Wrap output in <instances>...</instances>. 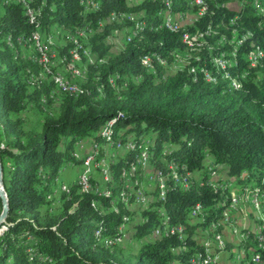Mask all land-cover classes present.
Segmentation results:
<instances>
[{"label": "trees", "instance_id": "obj_1", "mask_svg": "<svg viewBox=\"0 0 264 264\" xmlns=\"http://www.w3.org/2000/svg\"><path fill=\"white\" fill-rule=\"evenodd\" d=\"M44 1L35 27L22 7L0 0V162L8 200L0 264H191V258L202 264L207 256L213 258L219 253L214 237L226 236L219 220L231 205L227 190L215 189L214 182L229 183L231 190L239 187L238 196L250 192L264 198V0L257 5L254 0H211L207 11L177 34L160 29L163 6L155 0H95L100 7L95 11L85 9L81 0ZM171 2L173 12L197 16L193 0ZM112 13H141L147 26L133 41L123 40L117 54L111 53L108 38L112 30L131 23H111ZM187 30L200 40L197 52L188 51L181 41ZM35 31L46 41L63 32L68 41L56 51L58 60L66 57L62 63L71 61V37L83 32V38L76 36L81 46L75 65L81 71L78 92L63 91L39 65L30 39ZM253 51L261 52L262 59L250 61ZM183 57L180 69L168 73L169 65ZM146 59L151 68L144 65ZM215 59L230 66L213 67ZM62 63L55 71L74 81ZM203 67L211 82L199 72ZM29 110L39 114L37 126L27 124L23 114ZM105 129L108 134L102 137ZM86 137L93 144L111 141L114 148L118 143L134 145L133 151L109 163L110 182L103 176L101 181L99 169L91 173L92 183L109 193L106 197L93 190L81 193L78 175L86 155L78 157L76 149ZM141 153L147 154L149 170L138 164ZM76 164V177L62 182L63 168ZM132 166L137 169L133 179L140 184L126 188L121 174L131 173ZM217 167L227 173L224 182H212ZM187 171L198 175H190V184L184 186L181 176ZM149 173L164 181L144 192L147 204L141 201L133 211L134 190L145 191ZM62 185L67 186L63 191ZM196 206L201 209L194 219L189 214ZM129 225L130 236L141 243L134 251H125L126 237L120 245L116 241L123 236L121 227ZM166 227L182 232L154 237ZM199 231L210 234V245L199 243ZM224 243V252L233 258L234 245L227 239ZM249 243L264 258V245L247 241L238 244V250L246 249V261L251 262Z\"/></svg>", "mask_w": 264, "mask_h": 264}, {"label": "bare ground", "instance_id": "obj_2", "mask_svg": "<svg viewBox=\"0 0 264 264\" xmlns=\"http://www.w3.org/2000/svg\"><path fill=\"white\" fill-rule=\"evenodd\" d=\"M6 1V0H5ZM155 1H159L161 3V5L163 6V10L161 11V15H162V22H161V25H160V29L163 28L165 30H167L168 32L172 33V34H177L179 33L185 25H188V24H191L192 21H196L197 17H201L208 9V4L211 0H200V10L202 12L199 11V5L197 3L196 0H193V4L195 7H197V10H198V13H197V16L194 17V16H191V15H186V14H183V13H175L171 10V6H172V2L171 0H155ZM37 2H40V5H38V7H36L37 5ZM90 2H94V3H90ZM257 2L258 0H254V4L257 5ZM45 1L44 0H7V4H16V5H19L20 7L23 8V11L25 12H29V15H30V22H28L30 25H34L35 27L38 25V17L40 16V13L42 11V8L45 6L44 5ZM81 5H84L85 6V9L89 10V9H92V10H98V4L95 2V0H81ZM100 5V4H99ZM83 11V10H82ZM98 12V11H97ZM83 13V12H82ZM95 13V12H94ZM85 14V13H84ZM128 14V13H127ZM120 14V15H116L114 13L110 14L109 17H108V20H110V22H120L123 24V22H127L129 21L131 24L129 27H125L121 30V32L123 33V40H125L126 43H129L131 41H133V38H136L138 36V34L140 32L143 31V28L144 26H146V23L145 21H143V15L141 13L139 14ZM106 17V18H107ZM104 21V19H103ZM102 21V22H103ZM102 22H99L98 26L99 28L103 29L102 27H104V23ZM109 23V21H108ZM128 23V22H127ZM42 25V24H41ZM115 25V24H114ZM91 26V25H90ZM94 26V25H93ZM92 26V27H93ZM109 26V25H108ZM124 26V25H123ZM147 27V26H146ZM90 28V27H89ZM121 28V27H120ZM40 29V28H39ZM95 29V27L93 28V30ZM145 29V28H144ZM38 30V29H37ZM60 30V29H59ZM84 30V29H83ZM86 30V29H85ZM145 31V30H144ZM62 32V31H61ZM77 32V31H76ZM94 32V31H93ZM115 32H119V31H115ZM120 32V33H121ZM41 33V32H40ZM39 33V31H35L32 33V36H31V42L33 44V46L35 47V49L37 50V53L39 54L37 56L38 58V63L39 65L42 66V68L44 69L45 73L47 75H52L53 77V80H56L59 82L60 86H61V79L62 77L60 76L59 72L55 71L54 70V66L53 64H50V61L49 60H43V55L42 53H46L47 55L50 56V58L53 59L54 61V65H55V68L62 62H66V57H62V58H59V60L57 59V52L53 51V49L51 50V47H52V44L51 41L52 40V35L48 36L47 37V41L43 39L42 35ZM63 33V32H62ZM61 33V34H62ZM88 33V32H87ZM95 33V32H94ZM59 34L58 36H61V34L59 32H56V35ZM69 35V34H68ZM76 36H78L79 38H83L84 35H83V32L80 31V32H77L75 33ZM126 35V36H124ZM140 35V34H139ZM55 36V35H53ZM76 36H72L71 39H70V36L68 37L70 39L71 42L74 43V49L71 50L69 52L70 56H71V61H70V67H72L70 70L72 69H75V65L77 64V61H78V58H79V55L80 53L77 54V51L80 50L81 46L79 45V43L77 42V38ZM90 36V35H89ZM195 36V35H194ZM193 34L192 36H190L188 33H184L182 34V37H181V41L182 43L184 44V46L188 49V51H190L191 53L194 52L196 49L198 48H201V43H200V40H199V43H198V40L197 38H192L194 37ZM57 37V36H56ZM196 37V36H195ZM245 37V36H244ZM46 39V38H45ZM87 39V38H86ZM246 38H243L242 41H244ZM238 40V39H237ZM68 41V40H67ZM87 41V40H86ZM234 43V42H233ZM237 43V42H236ZM71 44V43H70ZM81 44V43H80ZM241 44V42H240ZM239 42L238 44L235 46V47H239L240 46ZM66 45V44H65ZM203 46V45H202ZM50 47V49H49ZM255 50V49H254ZM200 51V50H199ZM234 51V49H233ZM81 52V51H80ZM197 52V50H196ZM83 53V52H82ZM68 54V55H69ZM86 56H89L90 54H88L86 51H84V53ZM233 54V53H232ZM250 54V53H249ZM262 53L259 52V51H253L251 54H250V57H249V60L250 61H256L257 59L261 58L262 59ZM249 56V55H248ZM234 58V57H233ZM69 59V58H68ZM148 59V58H147ZM145 60L144 61V65L147 67V68H151V62L149 60ZM185 59V57H184ZM198 60V57L196 58ZM157 62L162 64V60H160L159 58H156ZM37 61V60H36ZM69 61V60H67ZM186 61V59H185ZM184 61V62H185ZM235 61V60H234ZM259 61V60H258ZM56 62V63H55ZM79 62V61H78ZM231 62V61H230ZM257 63V62H256ZM255 63V64H256ZM164 64V63H163ZM228 65L224 59H215L213 60V67H219L220 69H224L225 66ZM230 66V64L228 65V67ZM54 70V71H53ZM78 71V69H76ZM75 70V71H76ZM68 71V70H67ZM74 71V70H73ZM194 71V70H192ZM79 72V71H78ZM199 72L203 75V77L205 78V81L206 82H211L212 81V76L211 74L209 73V71L206 69V67L204 68H201L199 70ZM194 73V72H193ZM45 74V76H46ZM64 76V75H63ZM69 76V75H68ZM72 76V75H71ZM75 77V76H74ZM227 77V76H226ZM46 78V77H45ZM64 79V78H63ZM55 82V81H54ZM57 83V82H56ZM64 84H67L64 82ZM73 85V84H72ZM232 88L235 89L236 86L234 84H232ZM63 91L65 92H71V93H76L78 92V87L77 86H68L65 85L63 86ZM110 126V123L107 125V128ZM108 134V131L105 129L102 133H101V136L102 137H105L107 136ZM134 150V145L132 143H128L124 146V151H133ZM139 162L138 164H141L143 166V164L147 163V154L146 153H141V156L139 158ZM92 160V159H91ZM87 164V163H86ZM136 165V164H135ZM140 168V167H139ZM136 169V166L133 170H131V173H133V171H135ZM82 175V174H81ZM125 175V174H124ZM86 176L87 174H85L83 176V178L79 181H78V184L81 185V187L86 184ZM177 176V175H176ZM181 176V175H180ZM110 177V176H109ZM169 177V176H168ZM157 181V183L159 185H162L164 179L159 175L157 174L155 177H154ZM181 178H183V185L184 186H187L188 183H189V179H190V175H185L184 177L181 176ZM192 178V176H191ZM179 181V178H177L175 180V183L178 184ZM190 184V183H189ZM231 185L228 184H225L224 187L221 186L222 190H229L231 189V187H229ZM94 187V186H93ZM229 187V189H228ZM93 190V192L95 193H99V194H105L103 196H108L109 193L107 191H103L102 188H100V192H97V189L95 188H92L91 186H87V189L84 190V192H89ZM92 192V193H93ZM163 194V192H162ZM253 195V196H252ZM249 199H247L246 197L244 196H236L234 194V191L231 190V192L229 193V197H230V200L231 201V205H230V208L229 210H234L235 207H237L238 203L239 202H246L248 203L251 208L254 210V213L257 215V219L259 220V224H260V227L258 228V230H250V229H247V231H242L239 226L242 225V223H246L244 221V219L240 218L238 220H242V221H239L238 223V238H239V243L240 244H243L245 242H253V243H256L258 245V247H263L264 244H261V239L264 240V198H261V196H258L256 194H252ZM162 197V195H161ZM163 197H164V194H163ZM238 199V200H236ZM142 202L143 203H146L148 202V200H145V199H142ZM147 204V203H146ZM196 209V213L197 215L200 213V207L199 206H196L195 207ZM257 221V220H256ZM255 221V222H256ZM258 223V222H257ZM223 226L225 227V229H227L226 227L228 226V229L229 231L230 230H235L236 231V225L237 224H230V223H222ZM258 224V225H259ZM122 228V227H121ZM227 229V230H228ZM244 229V228H243ZM261 229V236L259 234V230ZM100 231V230H99ZM97 231L95 233V236L98 237L100 235V232ZM213 231V230H212ZM216 231V230H215ZM176 232H182V229L181 228H164L163 230L161 229H158L157 231H155V233L159 236L161 235H165V236H168L169 234H174ZM223 232V230H222ZM122 233V232H121ZM155 233L153 234L154 237H155ZM214 233V231H213ZM209 234V233H208ZM217 234V233H216ZM125 235V234H124ZM210 235V234H209ZM208 235V236H209ZM220 234L218 233V235H216L214 237V240L212 242H214L215 244V250L217 252H224V249H225V241L223 242L222 240V237L219 236ZM214 236V235H213ZM126 237V236H125ZM123 238V236H122ZM121 238V239H122ZM156 238V237H155ZM182 238V237H180ZM213 239V238H212ZM117 241V240H116ZM210 241V240H209ZM207 243V242H205ZM109 244L111 245V242H109ZM210 244V243H209ZM239 244V245H240ZM210 247V246H209ZM205 248V247H204ZM211 248V247H210ZM214 250V249H213ZM214 250V251H215ZM246 249H244L243 251L241 252H244ZM250 250V249H249ZM248 250V251H249ZM213 252V251H212ZM216 253V252H214ZM207 255V254H206ZM214 256V255H213ZM208 257V256H207ZM210 257V256H209ZM212 257V256H211ZM210 257V258H211ZM214 258V257H213ZM195 260V259H194ZM202 260V259H201ZM198 262V261H197ZM197 262H194L197 263ZM250 262V261H249ZM200 264V263H199ZM202 264H211V262L209 261V258L206 262H203ZM249 264V263H248ZM251 264V263H250ZM259 264H262L261 262Z\"/></svg>", "mask_w": 264, "mask_h": 264}, {"label": "rangeland", "instance_id": "obj_3", "mask_svg": "<svg viewBox=\"0 0 264 264\" xmlns=\"http://www.w3.org/2000/svg\"><path fill=\"white\" fill-rule=\"evenodd\" d=\"M231 8L236 9L238 7H237L236 4H232ZM122 28H125V27L122 25ZM51 29L56 30V27L53 26ZM121 30L122 29H117V31H119L118 33L117 32L114 33V30H112V33H111V35L108 38V42L112 44V48L110 50L112 54H117L119 51H121L122 41H123V33L121 32ZM58 35L59 34L56 35L57 37L56 36H52V40L53 41H51V43H50V44H52V49L55 52L60 50V49H57L59 46H65L66 41H67L65 36L61 37V36H58ZM94 59H95V56H93V55H91L89 57V60L92 61V62L94 61ZM79 60L80 59L78 58V61ZM78 61H77V63L80 62V61L79 62ZM184 61H185L184 57L183 58H177L176 62H174L173 64L169 65V67L167 69V72L170 73V74H173L174 72H176V70L180 69L179 67H181L185 63ZM69 63L70 62L62 63L63 64L62 67L64 68L65 72H70V75H72L71 77L75 79L74 80L75 82L74 81H70L60 71H57V72H59L60 76L62 77L63 82L67 83L68 86H69V84H70V86H79V84L76 82V80H77L76 78L81 77V75H80L81 71H80V69H78L79 72L76 69L70 70L72 67H70L71 65ZM162 64L164 65V67L167 66L165 64V62H162ZM84 67H85L84 64L82 65V63H80V68H84ZM23 116L25 117L26 122H27V124L29 126H34V125L37 126L38 125L39 120H40V116L34 110H29V111L25 112L23 114ZM82 144H83V147H82L81 150H77L76 149V151H77L76 154L78 155V157L81 158V157L85 156V153H88L90 151L91 147H92V151H91L90 154H88V155H86L84 157L83 164H82V170H81V173H79V175H78V181H79V179L81 180L85 174H87V176H91L92 175L91 173H93V170H95L96 167L99 166V163H103V167L100 170L101 181H102V176H103V181L105 183L110 182L111 180H110V177H109L108 172L106 170H107V168L109 166V163L111 161H115L117 159L118 155L123 154L125 152L124 151V146L125 145H120L118 143V144H115V148H114L113 147V142H111V141H108L107 143L101 142V143L93 144V141H92V139L90 137L84 138L82 140ZM99 156H102V157H99ZM210 160H211V158L208 157L205 160V164L209 163ZM68 166L70 167V165H67L66 167L63 168L64 171H63L61 180L64 183H69L70 181H72L74 179L75 174L77 173L80 165L76 164V165L70 167V169H69ZM143 167L147 169L148 168L147 167V163L143 164ZM66 168H68V169H66ZM220 168L221 167H217V170L215 171L214 176L212 175V181L216 180L217 182L218 181H223L224 182V180L227 178V173L222 171ZM147 170H149V169H147ZM123 173H124V171L121 174L122 175L121 179L125 181L126 188H128L131 183H133L134 186H137V185L140 184L137 178L133 179L134 176L137 173V169H135V171H133V173L128 172V174L125 177H123ZM148 176H152V174L149 173ZM156 181H157L156 179L152 180L151 181V185H148V187L145 185L146 182L144 181V186H145V191L144 192L148 193L152 189H154L155 185L157 184ZM65 187H67V186L66 185H62L61 188H60L61 191L66 189ZM100 187L102 188L103 185L102 186L100 185ZM222 187H224V185ZM229 187H231V186H229ZM229 187H228V189H229ZM136 190H143V189L138 188ZM233 191H236L237 195L241 194V189L239 187L235 188ZM144 192L142 193V196H145L146 199L143 198V197H142V199H145V200L149 199L145 195ZM230 192H231V189L227 190V193H230ZM123 194H125V193H123ZM242 194H245L247 199H249L250 197L253 196V195L251 196L250 192L249 193L243 192ZM127 196L128 195H126V197ZM236 200H238V199H236ZM139 204H142L141 201H137L136 202V205L133 206V211H136V209L138 208ZM0 210H1V202H0ZM230 212L233 213V215L235 216L236 219L242 218L246 222V223H242V225L239 226V228L242 231H245V230L247 231V229L258 230V228L260 227L259 220L257 219L258 217L254 213V210L251 208V206L248 203L239 202L237 207H235L234 210H229L228 209L225 213H230ZM125 228H126L125 235H126V238L128 239L126 241V244L128 245V247H127V249L125 251H129V250L134 251V250L139 249V246H140L141 243L135 241V239H132V237L130 236L131 235V231H132L131 226L129 225V226L125 227ZM226 228L228 229V226ZM227 229H225V232L223 230V232H224V234L226 236H223L222 240H224L226 242V239H227V242L232 243L234 245V249H233L234 255H233V258H229L228 257V259L224 261L225 262L224 264H242V263H239L240 261L241 262H245V263L246 262L249 263V260L246 261V259H245V254L246 253L241 252V248H239V250H238V244H240L239 243L240 240L238 238V231L239 230L237 229V225H236V231L235 230H230L229 231V229L228 230ZM199 233L202 235V238L200 239L201 240L200 244L202 242H204V243L207 242L206 244H209L210 243V241H209L210 239H208V235L205 233V231H199ZM155 237H161V236H159V235H157L155 233ZM126 238L124 236L123 240H125ZM142 241H145V240L143 239ZM118 245H120V244H118ZM224 253L225 252H223L222 254H224ZM214 257H215V254H214ZM247 257L249 258V253H247ZM219 259L220 258H217V263L219 262Z\"/></svg>", "mask_w": 264, "mask_h": 264}, {"label": "built area", "instance_id": "obj_4", "mask_svg": "<svg viewBox=\"0 0 264 264\" xmlns=\"http://www.w3.org/2000/svg\"><path fill=\"white\" fill-rule=\"evenodd\" d=\"M196 1H197L198 5H199V11L202 12L200 10V0H196ZM128 2L130 4L132 3L131 0H128ZM90 3H94V2H90ZM24 14H25V16L27 18V21L30 22L29 12H25L24 11ZM130 14L132 16V13H130ZM188 34L190 36H192V33H190L189 31H188ZM42 55H43V60H49L50 64H53L54 70H56L57 68H55L53 59L50 58V56L47 55L46 53H42ZM65 85H67V84H64L63 80L61 79V88H63V86H65ZM81 147L82 146H80V148ZM102 167H103V163H99V166L96 167V169L101 170ZM133 167L134 166H132L131 170H133ZM146 170L147 169L145 168V171ZM188 174L192 175V176H195V177L198 175V173H191V172H188ZM146 177H147L146 186L148 187V185H151V181L155 180V179L153 178V176H147L146 175ZM92 179H93V176H86V184H84L81 187V193H84V190L87 189V186H94L97 189V192H100V185L98 183H92V181H91ZM212 182H214V181H212ZM213 186H214L215 189H218V188L221 189V183H215L214 182ZM143 192H144L143 190H134V194H135V197H136L135 203L137 201H142V193ZM234 194L237 196L236 191H234ZM103 195H105V194H103ZM189 215H190L191 218H194V219L197 218L198 215L196 213V209L192 208ZM239 221H242V220L236 219L235 216L233 215V213H223L221 219L219 220V223L221 225H222V223L237 224V229H238ZM122 230H123V238H124V233H125L126 228L122 227ZM259 234L261 236V229L259 230ZM177 236H178V233H177ZM123 238L122 239H117V243L121 244L123 242ZM198 239H199V237H198ZM261 244H264V240L263 239H261ZM249 246H250V250H251V262L250 263L259 264L260 262H264V258L259 256V251L252 250L251 249V243H249ZM206 249H207V246H205V251H206ZM221 255H222V253L219 252L217 254V256H215L214 258H209V261L211 262V264H217V258H220ZM190 262H191V264H194V261L192 260V258H191Z\"/></svg>", "mask_w": 264, "mask_h": 264}, {"label": "water", "instance_id": "obj_5", "mask_svg": "<svg viewBox=\"0 0 264 264\" xmlns=\"http://www.w3.org/2000/svg\"><path fill=\"white\" fill-rule=\"evenodd\" d=\"M3 176H2V166L0 162V202H1V212H0V231L4 230V223L8 214V200L3 189Z\"/></svg>", "mask_w": 264, "mask_h": 264}, {"label": "crops", "instance_id": "obj_6", "mask_svg": "<svg viewBox=\"0 0 264 264\" xmlns=\"http://www.w3.org/2000/svg\"><path fill=\"white\" fill-rule=\"evenodd\" d=\"M82 147H83V145H82ZM82 147L80 148V150L82 149ZM91 153V148H90V151L88 152V153H85V155H88V154H90ZM70 167H72V166H70ZM70 167H69V169H70ZM66 169H68V168H66ZM78 171H79V169H78ZM78 171H77V173H78ZM76 175L77 174H75V177H76ZM228 254H222L221 256H220V259H219V262L217 263V264H224L225 262V260H227L228 259V257L229 256H227Z\"/></svg>", "mask_w": 264, "mask_h": 264}]
</instances>
